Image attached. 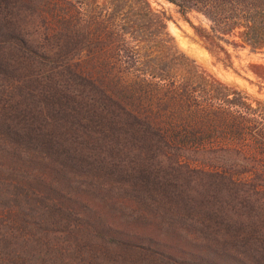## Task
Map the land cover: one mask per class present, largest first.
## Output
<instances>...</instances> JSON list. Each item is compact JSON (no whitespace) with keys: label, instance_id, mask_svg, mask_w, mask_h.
Wrapping results in <instances>:
<instances>
[{"label":"trees","instance_id":"16d2710c","mask_svg":"<svg viewBox=\"0 0 264 264\" xmlns=\"http://www.w3.org/2000/svg\"><path fill=\"white\" fill-rule=\"evenodd\" d=\"M164 1L264 59V0ZM0 264H264V101L148 0H0Z\"/></svg>","mask_w":264,"mask_h":264},{"label":"rangeland","instance_id":"374dc122","mask_svg":"<svg viewBox=\"0 0 264 264\" xmlns=\"http://www.w3.org/2000/svg\"><path fill=\"white\" fill-rule=\"evenodd\" d=\"M148 1L155 11L165 15L168 33L174 39L177 48L193 60L201 71L243 92L252 100L264 101V84L249 71V65L264 63L262 56L249 54L248 51H231L232 66L227 67L221 58L214 57L204 49L194 30L173 5L164 0ZM188 19L194 26H207L205 19L195 13L190 14Z\"/></svg>","mask_w":264,"mask_h":264}]
</instances>
